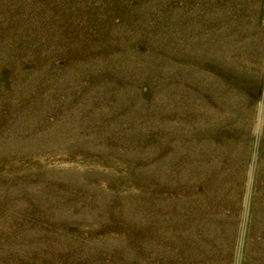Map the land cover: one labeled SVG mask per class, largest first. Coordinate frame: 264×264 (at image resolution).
Segmentation results:
<instances>
[{
    "label": "rangeland",
    "instance_id": "374dc122",
    "mask_svg": "<svg viewBox=\"0 0 264 264\" xmlns=\"http://www.w3.org/2000/svg\"><path fill=\"white\" fill-rule=\"evenodd\" d=\"M0 264H264V0H0Z\"/></svg>",
    "mask_w": 264,
    "mask_h": 264
}]
</instances>
